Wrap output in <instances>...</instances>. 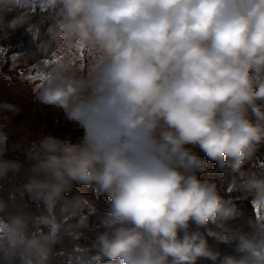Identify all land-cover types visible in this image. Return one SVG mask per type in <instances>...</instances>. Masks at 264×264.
Segmentation results:
<instances>
[{
	"label": "clouds",
	"instance_id": "obj_1",
	"mask_svg": "<svg viewBox=\"0 0 264 264\" xmlns=\"http://www.w3.org/2000/svg\"><path fill=\"white\" fill-rule=\"evenodd\" d=\"M21 28L33 102L82 131L21 134L0 100V180L24 176L0 196V264H53L66 238L76 264H264V171L245 168L264 146V0H0V62ZM209 161L242 196L200 178Z\"/></svg>",
	"mask_w": 264,
	"mask_h": 264
},
{
	"label": "trees",
	"instance_id": "obj_2",
	"mask_svg": "<svg viewBox=\"0 0 264 264\" xmlns=\"http://www.w3.org/2000/svg\"><path fill=\"white\" fill-rule=\"evenodd\" d=\"M36 13H37V16H39L40 9L38 6L36 7ZM12 15H15V13H13ZM19 41L22 42V45L16 48L15 47L11 48V51L9 52V54H7L10 57V62L8 64H5L2 67V70L11 71V73L18 72L24 69L28 64L29 65L31 64L30 61L21 59L18 56V53H21V52H24V51H27L33 48V45L31 43V38L25 32L23 28L16 30L14 33L10 35L7 41H3L2 43H4L5 45L11 46ZM13 57H15V59H13ZM54 123H55L54 120L49 121L50 126H53ZM80 131L82 130L73 129L72 126L67 125L65 127L59 128L57 132L56 131L54 132V134L60 137H64L68 135L74 136V135H77ZM207 167H208V171L204 173H200V178L216 180L218 182L219 192L222 196H225L226 198L228 197L237 198L243 195V190L229 191L230 177H227L224 172L218 170L217 164L215 162L209 161ZM245 168L254 169L248 164L245 165ZM255 169L256 170L258 169V172L264 171V161L259 163L257 168ZM11 187L12 186L9 184L0 182V196L7 198L8 192L11 189ZM75 191L88 195L90 197L92 196V189L89 188L88 186H77L75 188ZM108 203H109V200L106 197L101 196L99 200L97 201V206L102 212L106 209ZM238 208L244 213V216L232 222V227L234 229H243L247 231L248 226H247L246 221L248 218H254L256 215V211L252 203L248 199L241 201L238 204ZM31 209L32 211H36V205L34 202L31 203ZM98 231H102V229L100 228V225L98 224L96 217H91L90 227L88 230H86L85 235L81 238L79 243L82 245L90 244L93 239V234ZM209 242L215 243L211 238ZM72 247H73V242L71 241L70 238H66L63 244L57 245L56 251L61 254L58 255L54 259L53 264H76L74 258L67 254L68 252H71ZM218 247H219V250L224 254H231L233 252V249L228 245L220 244L218 245ZM202 264H211V262L210 261L202 262Z\"/></svg>",
	"mask_w": 264,
	"mask_h": 264
},
{
	"label": "rangeland",
	"instance_id": "obj_3",
	"mask_svg": "<svg viewBox=\"0 0 264 264\" xmlns=\"http://www.w3.org/2000/svg\"><path fill=\"white\" fill-rule=\"evenodd\" d=\"M22 45V42H16L14 45L8 46V53L2 62H0V73L6 75L9 80L5 81L0 77V100H7L8 102L17 104L21 111L15 115L12 120L13 127L18 132L22 129H26V132L21 134H38L41 130L45 134L54 132L67 125L72 126L69 123H64L63 115L52 109L45 108L34 103V98L31 94L30 84L36 82L37 79H29L31 76L39 77L41 73L37 72L32 64H28L24 69L18 72L5 71L2 67L10 62V57L7 55L11 51V48H16ZM54 120V125L50 126L49 121ZM11 139L14 141L16 136L13 135ZM197 150V149H196ZM199 153V151L197 152ZM258 172V169H253ZM260 172V171H259Z\"/></svg>",
	"mask_w": 264,
	"mask_h": 264
},
{
	"label": "built area",
	"instance_id": "obj_4",
	"mask_svg": "<svg viewBox=\"0 0 264 264\" xmlns=\"http://www.w3.org/2000/svg\"><path fill=\"white\" fill-rule=\"evenodd\" d=\"M198 154L205 159L207 158L205 156V154L200 152V151ZM8 159L17 160L18 162H20L23 165L24 170L25 171L27 170L29 162L27 161L25 154H21L20 152L10 153L8 155ZM263 161H264V146H262L259 149V151L256 153L255 157L248 163V165H250L252 168H257L258 164L263 162ZM0 182H3L5 184H9V185L13 186V185H17V184L24 182V176H23V173L16 174V175L10 174L9 179L0 180Z\"/></svg>",
	"mask_w": 264,
	"mask_h": 264
},
{
	"label": "snow or ice",
	"instance_id": "obj_5",
	"mask_svg": "<svg viewBox=\"0 0 264 264\" xmlns=\"http://www.w3.org/2000/svg\"><path fill=\"white\" fill-rule=\"evenodd\" d=\"M13 59H15V57H13ZM37 78H42V76H39V77L31 76V77H29V79H37Z\"/></svg>",
	"mask_w": 264,
	"mask_h": 264
},
{
	"label": "crops",
	"instance_id": "obj_6",
	"mask_svg": "<svg viewBox=\"0 0 264 264\" xmlns=\"http://www.w3.org/2000/svg\"><path fill=\"white\" fill-rule=\"evenodd\" d=\"M197 152L199 151V149L196 150Z\"/></svg>",
	"mask_w": 264,
	"mask_h": 264
}]
</instances>
